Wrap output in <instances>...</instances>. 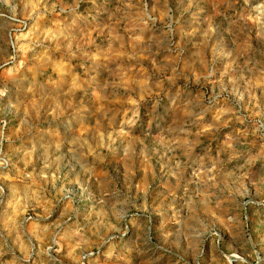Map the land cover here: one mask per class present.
Segmentation results:
<instances>
[{
    "label": "rangeland",
    "instance_id": "rangeland-1",
    "mask_svg": "<svg viewBox=\"0 0 264 264\" xmlns=\"http://www.w3.org/2000/svg\"><path fill=\"white\" fill-rule=\"evenodd\" d=\"M0 264H264V0H0Z\"/></svg>",
    "mask_w": 264,
    "mask_h": 264
}]
</instances>
